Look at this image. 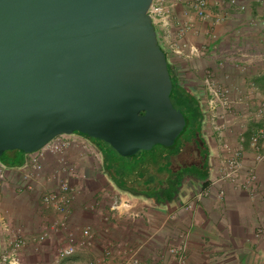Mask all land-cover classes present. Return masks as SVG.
Segmentation results:
<instances>
[{"label": "crops", "instance_id": "crops-1", "mask_svg": "<svg viewBox=\"0 0 264 264\" xmlns=\"http://www.w3.org/2000/svg\"><path fill=\"white\" fill-rule=\"evenodd\" d=\"M238 1L244 3L243 10L229 4L228 0H220L225 19L214 24L211 16L198 19L188 0H178L172 14L187 27L183 36L177 33L178 20L175 18L166 27L160 14L155 23L159 43L168 52L175 71L188 70L185 75L189 77L194 76V72L199 75L209 73L222 87L229 89L231 99L236 101L237 104L225 114L235 115L234 121L223 131L221 139L242 147L245 170L251 169L256 174V182L251 188L244 189L225 180L209 187L207 181L215 174L213 162L218 160L215 154L219 135L215 131L216 146H209L207 178L192 179L195 186L175 194L164 205L141 196L87 191L86 184L94 171L92 162H101L103 166L104 157L85 135L99 154H86L73 146L61 160L48 157L41 177L31 181V189L26 187L24 170L20 169L27 155L14 152L12 155L20 160L12 166L7 165L19 169L9 172L0 189L6 186L14 194H20L21 203L15 213L0 210V246L3 250L9 245L11 232L17 231L26 240L21 264H49L56 260L57 264L72 261L77 264H119L125 260L126 254L121 250L127 246L140 249L141 264H264V141L258 151L248 146L251 133L264 127V110L260 111L259 107L256 115L250 112L260 104L259 98L256 99L258 93L254 92H259L264 83V0ZM214 8L211 4L210 9ZM188 43L201 46L205 54L187 61L171 52L175 45ZM181 77L184 79L182 74ZM256 153L263 155L260 161L255 159ZM182 158L186 159V154L181 156L180 162ZM61 165L73 167L74 173L68 180L76 189L77 199L67 214V229L54 231L45 229V225L56 218L55 209L42 202L41 194L55 187L47 177ZM221 190L224 191L222 194ZM118 196L131 199L134 204L130 211H139L143 216L132 219L128 213L112 211L109 200ZM94 202L95 209L85 208L86 204ZM83 226H90L91 237L73 256L57 259L56 250L67 233H77ZM45 230L47 234L39 242L37 237ZM108 247L113 251L111 257L103 255V250ZM179 247L184 249L182 256L177 252Z\"/></svg>", "mask_w": 264, "mask_h": 264}, {"label": "water", "instance_id": "water-1", "mask_svg": "<svg viewBox=\"0 0 264 264\" xmlns=\"http://www.w3.org/2000/svg\"><path fill=\"white\" fill-rule=\"evenodd\" d=\"M153 0H0V156L58 135L105 141L137 173L186 126Z\"/></svg>", "mask_w": 264, "mask_h": 264}, {"label": "built area", "instance_id": "built-area-1", "mask_svg": "<svg viewBox=\"0 0 264 264\" xmlns=\"http://www.w3.org/2000/svg\"><path fill=\"white\" fill-rule=\"evenodd\" d=\"M194 14L200 20H203L209 16L212 17L214 24H220L225 19V11L220 3V0H188ZM229 4L237 6L240 10L245 8L244 3L238 0H228ZM178 0H153L152 5L149 7V14L151 15L153 22L157 15H162L161 22L163 26H170L171 20L176 16H173ZM213 4L215 8L210 9V5ZM264 13V6H263ZM176 19V18H175ZM176 27L178 35L183 36L186 32V25L181 22L180 19H176ZM156 24V23H155ZM154 24V25H155ZM156 26V25H155ZM171 52L177 57H181L183 60H192L200 58L205 54V50L196 44H180L175 45ZM202 83L205 86L208 94L207 105L212 110L216 109L211 115L210 124L213 130L219 135L218 145L215 156L218 157L217 163L214 165V176L209 180V187H214L217 183L223 180L232 182L244 189H249L256 182V174L251 170H245L244 167V153L242 147L233 146L229 140H223V131L232 124L233 117L235 115H225L231 110L237 103L231 99L229 89L222 87L211 74L206 73L203 75ZM264 104V103H262ZM262 111V109L260 110ZM214 113L216 115H214ZM234 121V120H233ZM77 136H72V135ZM78 135H82L80 137ZM242 140V138H241ZM264 141V127H258L254 132L251 133L248 146L254 151L259 150L260 143ZM73 146H77L84 153L97 156L98 151L88 138L81 133L62 134L58 135L49 141L41 149L36 150L32 153H28L22 167L24 170L23 179L28 189L32 188L31 181L41 177L44 171V161L51 156L58 157L61 160L63 154ZM263 155L256 153L255 159L260 161ZM217 164V166H216ZM19 168L9 167L0 159V187L4 184L6 177L10 171L17 170ZM217 169V172H216ZM73 167L68 165H61L60 168L51 171L47 180H52L55 183L54 188H48L41 194V200L45 205L52 206L56 212V218L46 223L45 229H51L54 231L67 229V214L73 208L76 199V189L69 182L68 178L73 174ZM224 191L221 190L220 194ZM133 201L129 198L118 196L109 200V208L112 211H116L119 214L128 213L132 219L141 218L143 214L139 211H130L133 207ZM90 210L95 209L97 205L94 203L86 204L85 208ZM6 228L7 225H5ZM9 229V228H8ZM47 231L40 234L37 238L40 242ZM91 237L90 226H83L77 233L70 231L67 233L65 240L61 243L56 250L57 259L67 258L73 256L78 247L85 243ZM26 246L25 238L17 231H12L9 237V245L6 249H1L0 252V264H21L22 262V251ZM126 254L125 260L119 264H141L140 249L137 247L127 246L121 250ZM174 252V250L172 249ZM177 252L182 256L184 249L179 247ZM113 251L110 247L103 250L105 257H111ZM2 259V260H1ZM45 264V263H42ZM49 264H57V260ZM70 264H77L72 261ZM114 264V263H111ZM117 264V263H115Z\"/></svg>", "mask_w": 264, "mask_h": 264}, {"label": "trees", "instance_id": "trees-1", "mask_svg": "<svg viewBox=\"0 0 264 264\" xmlns=\"http://www.w3.org/2000/svg\"><path fill=\"white\" fill-rule=\"evenodd\" d=\"M164 51L169 61L168 52L165 49ZM169 69L173 80L170 99L173 106L184 114L186 126L182 133L176 138L175 144L172 147L160 146L168 149L174 148L177 140L184 131L189 129L191 132L184 141V144L177 153L162 157L159 161L149 163V157L139 170V172H141L146 166V172H143V174L137 178L127 176L117 177L104 161L102 166L105 172L110 175L111 182L114 183L116 188L136 196H144L146 199L152 198L155 203L160 205H164V203L171 200L174 195L179 192L184 177L189 176L192 179H206L209 167V146L201 135V126L205 115L200 100L195 93L187 88L184 84V79L173 69L170 62ZM261 88L260 90L264 92V83ZM83 135L90 138L86 134ZM183 154H186L187 158H182L183 160L180 162V158ZM5 163L13 165L11 163ZM120 171L127 174L122 169H120Z\"/></svg>", "mask_w": 264, "mask_h": 264}, {"label": "rangeland", "instance_id": "rangeland-1", "mask_svg": "<svg viewBox=\"0 0 264 264\" xmlns=\"http://www.w3.org/2000/svg\"><path fill=\"white\" fill-rule=\"evenodd\" d=\"M169 56V54H168ZM188 70H184L182 71V73L178 72V74L181 77V74L183 75L184 79H186V82L184 81V84L187 86V88H189L193 93H195L197 95V97L200 100L201 106H202V110L204 111V119L202 122V126H201V135L203 136V138L206 140L208 146H216V137L213 136L214 134V130L212 128V125L210 124V118L211 115H213V112L216 111V109L212 110L211 108H209V106L207 105V99H208V94H207V90L205 88V86L202 83V78H203V73H201L199 75L198 72H194V76H187L185 75V72H187ZM258 93V96L256 97L259 98L260 100V104L259 106H255V108L253 110H251L250 112L252 113V115H256L258 112V108L262 109V111L264 110V93H262V91L259 90L255 91L254 93ZM252 93V92H251ZM263 97V98H262ZM262 99V100H261ZM257 112V113H256ZM214 115H216L214 113ZM190 130L186 129V131H184V133L181 135V137L177 140L176 145L174 148L172 149H168L165 147H162L160 145H156V147L153 149V151L151 152L150 155V162H156L159 161L160 158L162 157H166V156H170L173 155L175 153L178 152V150L180 149V147L184 144V141L188 138V136L190 135ZM212 134V135H211ZM90 140L92 141V143L99 149V151L101 152V155L104 158V162L106 163V165L108 167L111 168L112 172H114L115 176L117 177H121V176H127V177H133V178H137L139 177L141 174H143V172H146V166L143 168V170H141V172H137L135 174H124L120 171V169H122V157L119 156L105 141L99 139V138H95L92 136H89ZM211 137V138H210ZM216 148V147H215ZM19 153L21 154L22 151L21 150H7L5 151L1 156L0 159L5 163H11V164H17L18 161L20 159H18L17 157L13 156L12 153ZM86 165V164H85ZM88 165V164H87ZM93 165V173H91V176L89 177V180L87 182V191H91L94 192L95 190L101 191V193L106 192V194L111 195L113 194V192H119V193H123V195H133L131 193L128 192H124L118 188L115 187L114 183L111 182V177L110 175L105 172L104 168L102 167V163L101 162H92ZM12 166V165H11ZM189 186H195V183L192 181V178L189 176L184 177V179L182 180V184L181 187L179 188V192L181 193V191L186 190L187 191V187ZM193 190V189H192ZM136 196V195H133ZM21 195L20 194H14V192H12L9 188H7L6 186L2 189H0V210L6 211V210H12L14 213L16 212V209L19 210L20 208H18L17 206L20 205V198ZM142 198H145L144 196H141ZM149 200V199H146ZM152 203H154V200H149ZM103 202V201H101ZM157 204V203H156ZM153 205V204H152ZM13 209H10V208ZM87 217V216H86ZM1 249H3L1 247Z\"/></svg>", "mask_w": 264, "mask_h": 264}]
</instances>
